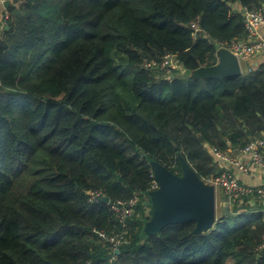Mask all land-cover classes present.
I'll use <instances>...</instances> for the list:
<instances>
[{"label":"trees","instance_id":"obj_1","mask_svg":"<svg viewBox=\"0 0 264 264\" xmlns=\"http://www.w3.org/2000/svg\"><path fill=\"white\" fill-rule=\"evenodd\" d=\"M14 2L0 31V264H264V211L248 199L208 231H144L152 162L182 174L181 155L207 181L226 171L214 148L264 138V62L190 76L248 41L234 5L264 0ZM169 54L185 74L146 66ZM134 197L115 252L111 204Z\"/></svg>","mask_w":264,"mask_h":264},{"label":"water","instance_id":"obj_2","mask_svg":"<svg viewBox=\"0 0 264 264\" xmlns=\"http://www.w3.org/2000/svg\"><path fill=\"white\" fill-rule=\"evenodd\" d=\"M11 1L4 3L9 8ZM9 28V26H7ZM220 60L214 66H203L192 71L195 77H214L224 80L227 77L243 74L240 59L227 47L218 53ZM204 140L203 136H200ZM182 174L175 173L165 165L152 162V168L159 188L146 193V205L152 209L149 220L145 224V233H159L171 224L183 223L189 220L197 222L196 232L208 231L218 220L216 186L203 180L193 166L180 155ZM102 202L109 203L110 197L104 196ZM231 212L230 201L223 205V215Z\"/></svg>","mask_w":264,"mask_h":264},{"label":"built area","instance_id":"obj_3","mask_svg":"<svg viewBox=\"0 0 264 264\" xmlns=\"http://www.w3.org/2000/svg\"><path fill=\"white\" fill-rule=\"evenodd\" d=\"M6 1L7 0H0V3L4 4ZM10 1L11 4L15 3V0ZM244 14L246 16L245 22L249 36L248 41L237 40L231 43V45L226 46L240 59V61L247 60L264 49V39H255L259 28L264 25V12L261 10L246 9ZM4 16H9L7 9L5 10ZM146 66H150L152 68L160 67L161 69L166 70L169 76L173 73L174 69L180 70L181 72L183 70L182 67H179L176 57L170 54L165 56L162 62L154 61L147 63ZM212 151L217 160L228 162L243 171L249 170V167L242 158H236L234 155L228 154L227 152H223L216 148ZM240 152L243 156L252 158L253 162L258 166L264 167V138H256L252 140L245 148L241 149ZM152 178L153 180L148 192L159 188V182L154 173L152 174ZM206 182L215 185L216 189L217 187L222 188L228 199L233 203H242L246 199H252L253 197L262 205V211H264V186H249L241 182L240 179L229 170L207 179ZM90 196L91 201H100L105 194L102 191H91ZM138 202V197H134L128 201L118 200L111 204L113 211L123 226V230L121 232L110 237L111 248L115 252H118L122 240L126 237L127 233H129L128 219L133 215ZM100 234L107 238V235L103 233ZM260 248L264 249V237L263 245H261Z\"/></svg>","mask_w":264,"mask_h":264},{"label":"crops","instance_id":"obj_4","mask_svg":"<svg viewBox=\"0 0 264 264\" xmlns=\"http://www.w3.org/2000/svg\"><path fill=\"white\" fill-rule=\"evenodd\" d=\"M234 6L238 10L243 11V13H245V10L248 9V8H243V6L239 2H237ZM5 9H6L5 6L0 3V31L4 27L3 17H4ZM261 38L264 39V25H262L259 28L258 34L255 37V39H261ZM223 47H226V46H220L218 48V51ZM220 59L221 58L219 56L218 61ZM263 62H264V49L261 50L259 53L251 56L249 59L241 61V65H242V68L244 71L245 70L251 71L252 69H255L256 67H258ZM244 71H243V73H244ZM181 73L185 74L186 70L183 69ZM190 76H192V72H190ZM227 153L234 155L236 158H242L245 161V163L247 164V166L249 167V170L243 171V170L238 169L235 165H231L228 162L219 161L221 163L222 167L225 168V170H229V171L233 172L240 179L241 182H243L249 186H253V187L264 186V167L258 166L256 163L253 162L252 158L243 156V154L240 151H236V150L231 148L227 151ZM227 198L228 197L224 193V190L222 188H220L219 193H217V216H218V212L223 211V205H224V202L227 200ZM248 201L251 203L250 204L251 206H253V205L256 206V204L258 203L256 201V199L253 197H252V199L249 198ZM235 203L241 205L243 202L242 203L235 202ZM235 203L230 201V209L233 206H235ZM151 204L152 203H150V206H148V212H147L148 214H150L151 209H152ZM255 206H253V207H255Z\"/></svg>","mask_w":264,"mask_h":264},{"label":"rangeland","instance_id":"obj_5","mask_svg":"<svg viewBox=\"0 0 264 264\" xmlns=\"http://www.w3.org/2000/svg\"><path fill=\"white\" fill-rule=\"evenodd\" d=\"M3 5H4V4H3ZM6 9H8V8H6ZM6 9H5V10H6ZM4 13H5V12H4ZM243 71H244V70H243ZM219 191H220V188L217 187V193H219ZM100 201H102V200L100 199ZM222 216H224V215H223V211H222V212H218V217L220 218V217H222ZM144 229H145V228H144Z\"/></svg>","mask_w":264,"mask_h":264}]
</instances>
